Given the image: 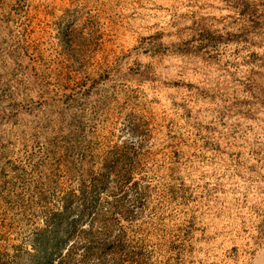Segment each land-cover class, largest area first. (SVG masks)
Instances as JSON below:
<instances>
[{"label": "rangeland", "instance_id": "1", "mask_svg": "<svg viewBox=\"0 0 264 264\" xmlns=\"http://www.w3.org/2000/svg\"><path fill=\"white\" fill-rule=\"evenodd\" d=\"M0 264H264V0H0Z\"/></svg>", "mask_w": 264, "mask_h": 264}]
</instances>
